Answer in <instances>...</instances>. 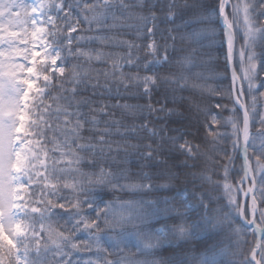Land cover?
Listing matches in <instances>:
<instances>
[{"label":"snow or ice","instance_id":"6c2138e0","mask_svg":"<svg viewBox=\"0 0 264 264\" xmlns=\"http://www.w3.org/2000/svg\"><path fill=\"white\" fill-rule=\"evenodd\" d=\"M0 264H264V0H0Z\"/></svg>","mask_w":264,"mask_h":264},{"label":"trees","instance_id":"16d2710c","mask_svg":"<svg viewBox=\"0 0 264 264\" xmlns=\"http://www.w3.org/2000/svg\"><path fill=\"white\" fill-rule=\"evenodd\" d=\"M125 39H132L133 37L131 35H128L126 37H123ZM91 47H96L95 45H92ZM92 67H95V65H92ZM209 83L211 84L212 87H216L217 86V82L215 81H209ZM227 84L228 82L227 81H224V87L226 88L227 87ZM182 95L188 97V96H191L192 98V102L194 104H203L204 102V97L200 96L197 92H184L182 93ZM108 103H128V104H135V103H143L144 101L143 100H136V99H123V100H119V101H107ZM215 102V101H214ZM224 103H228V101H224ZM229 107H231V105L229 104ZM182 112H185V115L186 116H191V118L194 120L195 119V115L194 114H190L188 112L185 111V109H180ZM225 115H228V113H225ZM117 118H119V114L117 116ZM166 123L164 121L161 122V126ZM185 123H187V121H185ZM169 127H178L179 125L178 124H175V123H171L168 125ZM192 131L194 133H196V138L195 140H193V137H188L189 140H193L194 143H201V140H200V135L201 133L200 132H197L196 128H192ZM221 131H224V129H221ZM133 143H135V141H132ZM224 146H227L230 148V143L225 141L223 142ZM202 148H203V145H202ZM189 163H192V161H189ZM237 167H239V164H237ZM136 169L133 168V171H135ZM116 196H124L123 193H116ZM124 198H129L127 196H124ZM249 240H251V236L248 237ZM84 255V258H87V254H83Z\"/></svg>","mask_w":264,"mask_h":264},{"label":"water","instance_id":"95a60500","mask_svg":"<svg viewBox=\"0 0 264 264\" xmlns=\"http://www.w3.org/2000/svg\"><path fill=\"white\" fill-rule=\"evenodd\" d=\"M257 238H259V234H257Z\"/></svg>","mask_w":264,"mask_h":264}]
</instances>
